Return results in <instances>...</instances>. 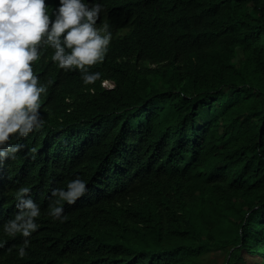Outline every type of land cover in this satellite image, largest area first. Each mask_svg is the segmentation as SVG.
Returning <instances> with one entry per match:
<instances>
[{
	"label": "trees",
	"instance_id": "trees-1",
	"mask_svg": "<svg viewBox=\"0 0 264 264\" xmlns=\"http://www.w3.org/2000/svg\"><path fill=\"white\" fill-rule=\"evenodd\" d=\"M90 1L102 78L37 65L46 123L0 165V264H264V0ZM77 177L61 223L51 191ZM21 186L41 209L23 259L3 231Z\"/></svg>",
	"mask_w": 264,
	"mask_h": 264
},
{
	"label": "clouds",
	"instance_id": "clouds-1",
	"mask_svg": "<svg viewBox=\"0 0 264 264\" xmlns=\"http://www.w3.org/2000/svg\"><path fill=\"white\" fill-rule=\"evenodd\" d=\"M46 1L0 0V165L16 159L26 147L19 141L45 126L40 109L47 84L40 83L34 73L43 58L56 62L62 70H79L85 85L102 78V73L89 69L103 62L112 39L110 25L101 24L103 5L90 0H57L47 7ZM102 86L113 88L115 83L104 79ZM37 151L31 147L25 155L35 160ZM87 191V182L79 177L68 182L67 190L53 189L55 199L50 201L48 215L63 223L68 218L63 204H75ZM15 200L16 214L3 225V231L11 238H23L18 250L23 259L29 238L39 229L41 209L29 187H19ZM4 243L0 241V247Z\"/></svg>",
	"mask_w": 264,
	"mask_h": 264
},
{
	"label": "bare ground",
	"instance_id": "bare-ground-1",
	"mask_svg": "<svg viewBox=\"0 0 264 264\" xmlns=\"http://www.w3.org/2000/svg\"><path fill=\"white\" fill-rule=\"evenodd\" d=\"M53 199H54V198H53ZM125 200H127V199H125ZM125 200H124V201H125ZM117 201H118V200H117ZM154 204H155V202H154ZM125 205H126V204H125ZM151 205H153V204H151ZM172 205H173V204H172ZM175 205H177V204H175ZM114 207L116 208V206H114ZM177 207H178V206H177ZM173 208H174V207H173ZM160 209H161V208H160ZM164 210H166V209L164 208ZM174 210H176V209H174ZM177 210H178V209H177ZM156 211H157V210H156ZM162 211H163V210H162ZM163 212H164V211H163ZM165 212H166V211H165ZM160 213H161V212H159V214H160ZM166 213H167V212H166ZM166 213H165V214H166ZM161 214H162V213H161ZM117 215H118V214H117ZM166 215H167V214H166ZM168 215H169V214H168ZM168 215H167V216H168ZM167 216H166V217H167ZM118 217H119V216H118ZM160 217H161V216L159 215V218H160ZM162 217H163V216H162ZM162 217H161V218H162ZM121 218H122V217H121ZM121 218H120V219H121ZM154 220H155V219H154ZM156 220H157V218H156ZM157 222H158V221H156V223H157ZM152 223H153V222H152ZM87 225H89V224H87ZM154 225H155V224H154ZM89 226H90V225H89ZM86 228H87V226H86ZM88 228L90 229V227H88ZM154 229H155V227H154ZM86 230L88 231V229H86ZM90 230H92V229H90ZM96 230H97V229H96ZM156 233H157V231H156ZM32 236H33V235H32ZM36 236H37V235H36ZM18 237H19V235H18ZM18 237H17V238H18ZM20 238H21V237H20ZM31 238H32V237H31ZM21 240H22V239H21ZM30 240H31V239H30ZM14 242H15V241H14ZM19 242H21V241H19ZM22 242H23V241H22ZM42 243H43V242H42ZM9 245L11 246L12 244H9ZM19 245H21V244H19ZM4 246L6 247V245H4ZM10 246H9V247H10ZM77 246H78V245H77ZM5 247H3V248H5ZM16 247H17V246H16ZM83 247H84V246H83ZM5 249L8 250L7 247H6ZM9 250H10V249H9ZM18 250H19V249L15 250V251H18ZM27 251H28V250H27ZM69 252H70V251H69ZM78 252H79V251H78ZM32 253H33V252H32ZM32 253H31V254H32ZM76 253H77V252H76ZM65 254H66V253H65ZM72 254H73V253H72ZM9 255H10V254H9ZM9 255H8V256H9ZM12 255H13V254H12ZM68 256H69V255H68ZM68 256H67V254H66L65 257L68 258ZM73 256H74V255H73ZM73 256H71V257H73ZM6 257H7V256H6ZM10 257H13V256H10ZM51 257H53V255H52ZM74 258H75V257H74ZM78 258H79V257H78ZM14 259H15V258H14ZM69 259H70V258H69ZM8 260H9V259H8ZM11 260H12V259H11ZM3 262H5V261L3 260ZM16 262H17V260H16ZM17 263H18V262H17ZM4 264H5V263H4ZM15 264H16V263H15Z\"/></svg>",
	"mask_w": 264,
	"mask_h": 264
},
{
	"label": "rangeland",
	"instance_id": "rangeland-1",
	"mask_svg": "<svg viewBox=\"0 0 264 264\" xmlns=\"http://www.w3.org/2000/svg\"><path fill=\"white\" fill-rule=\"evenodd\" d=\"M108 84L111 85L112 83L109 81ZM218 257H219V260H220V261L223 260V255H219Z\"/></svg>",
	"mask_w": 264,
	"mask_h": 264
}]
</instances>
